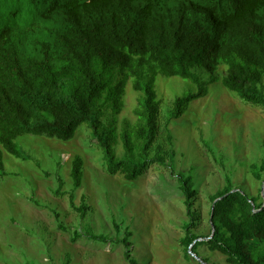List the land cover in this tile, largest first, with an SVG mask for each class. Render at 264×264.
Returning <instances> with one entry per match:
<instances>
[{"label": "trees", "instance_id": "16d2710c", "mask_svg": "<svg viewBox=\"0 0 264 264\" xmlns=\"http://www.w3.org/2000/svg\"><path fill=\"white\" fill-rule=\"evenodd\" d=\"M159 75L196 86L174 100L166 124ZM212 81L264 108V0H0V172L5 152L26 159L19 137L69 141L84 123L109 174L136 181L153 164L174 168V151L164 147L161 134L172 146L171 121L207 96ZM129 85L139 94L136 118L118 130ZM84 166L76 155L73 190L83 184ZM250 172L261 182L257 194L228 175L210 195L208 233L197 231L204 216L194 175L177 174L187 214L180 243L187 255L197 240L192 250L209 264L201 247L229 264H264V155ZM59 186L58 194H65L62 179ZM74 200L71 193L72 206L85 218L88 204ZM131 235L127 230L114 239L88 227L75 231L73 240L122 243L130 264H141L132 255Z\"/></svg>", "mask_w": 264, "mask_h": 264}, {"label": "rangeland", "instance_id": "374dc122", "mask_svg": "<svg viewBox=\"0 0 264 264\" xmlns=\"http://www.w3.org/2000/svg\"><path fill=\"white\" fill-rule=\"evenodd\" d=\"M205 78L210 81L211 75ZM156 89L161 121L166 124L174 100L195 91L196 86L180 76L159 75ZM138 98L129 85L118 130L125 119L136 118ZM169 126L173 145L163 134L161 141L174 151V168L153 164L136 181L105 170L103 154L85 123L69 141L36 134L19 137L26 159L5 152L0 172V264H65L68 259L70 264H130L122 243L105 244L86 237L73 240L75 231L84 233L88 227L114 239L131 231L132 255L141 264H203L191 253L187 255L180 243L187 214L177 174L194 175L204 216L197 231L208 233L210 195L226 184L228 175L253 195L261 187L250 165L264 155V108L212 81L208 95L192 102ZM76 155L85 161V176L82 186L73 190L71 170ZM61 179L65 194L57 192ZM71 193L75 205L88 204L85 218L72 206ZM200 251L210 264H229L209 248Z\"/></svg>", "mask_w": 264, "mask_h": 264}, {"label": "water", "instance_id": "95a60500", "mask_svg": "<svg viewBox=\"0 0 264 264\" xmlns=\"http://www.w3.org/2000/svg\"><path fill=\"white\" fill-rule=\"evenodd\" d=\"M236 190V189H235ZM263 191H264V186H263ZM217 200H219V199H217ZM216 200V201H217ZM215 201V202H216ZM213 210H214V206H213ZM213 217V213H212V215H211V218ZM211 225H212V234H214V232H215V225H214V223H213V221L211 220ZM204 238H199L198 240H203ZM197 241V240H196ZM196 241H194V243L196 242ZM194 243L193 244H191L190 245V247H189V253H191L197 260H199L201 263H203V264H209V263H207V262H205L204 261V259L202 258V257H200L199 255H197L195 252H193V250H192V248H193V245H194Z\"/></svg>", "mask_w": 264, "mask_h": 264}]
</instances>
